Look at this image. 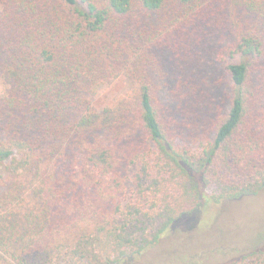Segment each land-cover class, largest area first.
<instances>
[{"label":"trees","instance_id":"1","mask_svg":"<svg viewBox=\"0 0 264 264\" xmlns=\"http://www.w3.org/2000/svg\"><path fill=\"white\" fill-rule=\"evenodd\" d=\"M0 84V264H122L264 190V0H0Z\"/></svg>","mask_w":264,"mask_h":264},{"label":"rangeland","instance_id":"2","mask_svg":"<svg viewBox=\"0 0 264 264\" xmlns=\"http://www.w3.org/2000/svg\"><path fill=\"white\" fill-rule=\"evenodd\" d=\"M127 88V80L119 79L93 102L103 107ZM184 219L176 226L173 223L158 245L122 264H219L237 252L264 248V190L239 201L207 204Z\"/></svg>","mask_w":264,"mask_h":264}]
</instances>
